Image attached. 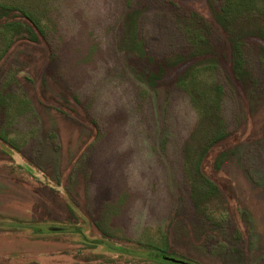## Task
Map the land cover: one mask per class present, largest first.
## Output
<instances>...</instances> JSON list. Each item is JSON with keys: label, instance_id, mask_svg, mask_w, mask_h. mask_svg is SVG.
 <instances>
[{"label": "rangeland", "instance_id": "obj_1", "mask_svg": "<svg viewBox=\"0 0 264 264\" xmlns=\"http://www.w3.org/2000/svg\"><path fill=\"white\" fill-rule=\"evenodd\" d=\"M232 2L0 0V264H264V0Z\"/></svg>", "mask_w": 264, "mask_h": 264}, {"label": "trees", "instance_id": "obj_2", "mask_svg": "<svg viewBox=\"0 0 264 264\" xmlns=\"http://www.w3.org/2000/svg\"><path fill=\"white\" fill-rule=\"evenodd\" d=\"M233 1V0H232ZM231 0H224V4L221 8L220 11H214L213 12V16L215 21L222 27L224 32H229V26L228 23L231 20V18H237L239 17V10L241 9V7H236L235 5H233L234 2H232ZM132 15H134L133 13H131ZM242 16V15H241ZM220 17H222L226 22L223 23V20H220ZM130 18V16H129ZM129 24V23H128ZM30 30H31V26H29ZM33 29V27H32ZM232 32V31H231ZM233 33V32H232ZM264 38V33L261 35ZM198 40H196V42L192 41V45L194 47H197V49L199 47H205L208 50H197V49H191L189 50V52H187L185 55H177L175 56L174 59L169 58L166 59L164 61V66H169L175 62H184V61H189V60H194V57L199 56L200 54H202L201 52H205L207 54H213L214 50H212V46L206 41V40H202L200 38H197ZM230 61H231V66H232V70L234 72H238L239 69V64H240V52L239 50H241L240 45H238L237 43L233 42L230 40ZM122 47L126 48L127 51L136 54V56L138 58H145L146 57V51L142 48L138 38H137V32L135 29V26H133V23L131 22L129 24V27L126 30L125 33V37L123 39V45ZM158 68V72H162L163 70V66ZM192 65V64H191ZM189 66L186 70L183 71L181 77H180V83L184 82V78L188 77L189 81L192 83L194 81V67L193 66ZM153 76V75H151ZM149 76V77H151ZM217 89L219 91L220 88L217 87ZM221 127V124L218 121V124ZM222 133V130L220 129L217 133V135H213V138L207 142V144L203 147H201L200 151L196 154L195 156V162L193 164V174L194 176L197 177V185L199 188V192L201 193H211V192H215L218 191L217 186L212 183L209 178L207 177V175L203 172L202 169V165H203V161L206 159V156L208 154V148L210 146H212L213 144H215V142H217L218 140L222 139L224 137ZM223 154H220L217 156V158L215 159V163L216 165L219 163V161L221 160V156ZM215 185V186H214ZM203 195V194H202ZM148 257H150V259L163 263V264H172V262H169L166 260L165 253L164 251H154L148 254Z\"/></svg>", "mask_w": 264, "mask_h": 264}, {"label": "crops", "instance_id": "obj_3", "mask_svg": "<svg viewBox=\"0 0 264 264\" xmlns=\"http://www.w3.org/2000/svg\"><path fill=\"white\" fill-rule=\"evenodd\" d=\"M90 204H91V206L93 207V208H96V205H97V202H96V199H94V198H91V200H90ZM6 214V213H5ZM5 219V218H4ZM14 221L16 220V221H18V222H21V221H19V220H17L16 218H12ZM8 221H9V219H7Z\"/></svg>", "mask_w": 264, "mask_h": 264}, {"label": "water", "instance_id": "obj_4", "mask_svg": "<svg viewBox=\"0 0 264 264\" xmlns=\"http://www.w3.org/2000/svg\"><path fill=\"white\" fill-rule=\"evenodd\" d=\"M167 261L169 262H172V263H176V264H189V263H186V262H183V261H179V260H176V259H171V258H166Z\"/></svg>", "mask_w": 264, "mask_h": 264}]
</instances>
